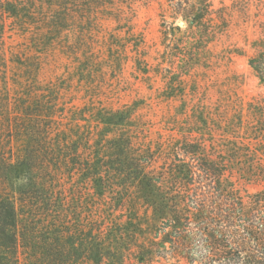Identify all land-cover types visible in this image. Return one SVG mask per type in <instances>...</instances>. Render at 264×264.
<instances>
[{"label": "rangeland", "instance_id": "374dc122", "mask_svg": "<svg viewBox=\"0 0 264 264\" xmlns=\"http://www.w3.org/2000/svg\"><path fill=\"white\" fill-rule=\"evenodd\" d=\"M162 1L0 0V264H139L110 189L120 137L155 171L202 142L242 194L264 188V0H212L211 33L164 28Z\"/></svg>", "mask_w": 264, "mask_h": 264}, {"label": "trees", "instance_id": "16d2710c", "mask_svg": "<svg viewBox=\"0 0 264 264\" xmlns=\"http://www.w3.org/2000/svg\"><path fill=\"white\" fill-rule=\"evenodd\" d=\"M159 15L164 28L173 29L179 17L186 29L206 33L225 26L223 10L212 0H163ZM252 48L248 64L264 84V36ZM114 143L113 204L124 217L120 235L134 241L132 255L139 264L161 258L180 264H264V188L242 194L226 174L230 167L221 156L211 157L202 142L180 141L172 147L178 163L161 171L152 168L150 152L129 138ZM94 182L100 186L102 180ZM105 255L106 264H118L117 259L124 264L117 252Z\"/></svg>", "mask_w": 264, "mask_h": 264}, {"label": "water", "instance_id": "95a60500", "mask_svg": "<svg viewBox=\"0 0 264 264\" xmlns=\"http://www.w3.org/2000/svg\"><path fill=\"white\" fill-rule=\"evenodd\" d=\"M184 24H185V22H184L183 19H180V20L177 21V25L180 26V27L184 26Z\"/></svg>", "mask_w": 264, "mask_h": 264}]
</instances>
